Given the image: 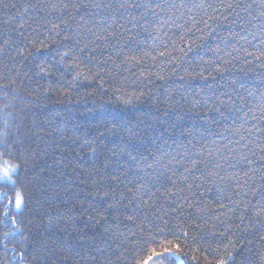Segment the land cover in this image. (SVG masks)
<instances>
[{"label":"trees","instance_id":"16d2710c","mask_svg":"<svg viewBox=\"0 0 264 264\" xmlns=\"http://www.w3.org/2000/svg\"><path fill=\"white\" fill-rule=\"evenodd\" d=\"M5 137L0 264H264V0H3Z\"/></svg>","mask_w":264,"mask_h":264},{"label":"snow or ice","instance_id":"6c2138e0","mask_svg":"<svg viewBox=\"0 0 264 264\" xmlns=\"http://www.w3.org/2000/svg\"><path fill=\"white\" fill-rule=\"evenodd\" d=\"M3 3V0H0V4ZM5 7H7V5H4ZM65 8H67V5H64ZM132 7H136V5H132ZM170 8L172 9H179L184 7L183 4H171L169 5ZM64 22V21H62ZM66 23V22H65ZM60 25L56 24L53 25V28H59ZM147 25H145V31H147ZM21 35H23V33H21ZM68 37H66L67 39ZM44 44L43 40L37 41V40H31V46L32 48L35 50V52H41V51H46V49L42 48L41 46ZM189 50H191V48H189ZM71 51H75V49H71ZM80 51H83V49H80ZM181 51L183 52V49H181ZM18 55H20L21 57H24V52L23 51H18L17 52ZM32 52L29 51V55H31ZM161 55H164V53H161ZM70 56V52L69 51H65L63 53V55L61 56V62L64 61L65 58H68ZM76 67L78 68L79 65H76ZM42 70H44L42 68ZM217 71H219V69H217ZM196 75L200 76V78L202 79H207V77L204 76L203 71H199L196 73ZM188 78H194V76L192 75V73L188 74ZM181 79H185L184 76L181 77ZM220 103L223 105L226 102L225 101H220ZM0 147L4 148L5 150L8 149L9 147V142L7 141L6 137L4 140L0 141ZM135 157H133L134 159ZM219 166V165H217ZM13 172L17 171V169H12ZM188 171H191L190 169H188ZM206 175L211 176L212 173L208 172L206 173ZM5 178L11 180V177L8 176L7 171L5 172ZM262 198H264V193L260 194ZM9 203H12L11 201H9ZM15 207L17 209H20L22 206V199L20 196H17L15 198ZM244 211H248L247 208L244 209ZM254 214L257 217H260L262 214H264V206H260L259 208H257L254 212ZM91 219V217H89ZM179 227V226H177ZM161 234H163V230H161ZM176 237L177 239H184L185 237L188 236L187 232H184L182 229L180 230V232L178 233L175 230H169V232L166 234L165 239L167 240V237ZM151 243L153 244H157V241L153 240L151 241ZM181 252V245L180 243H159L158 246L156 247H152L150 250V254L147 256L146 259L141 260L140 264H173V258L176 257L179 253ZM231 254H229L228 256V260H231ZM228 260L225 259H217L215 264H228ZM208 264H213L212 261H209Z\"/></svg>","mask_w":264,"mask_h":264},{"label":"rangeland","instance_id":"374dc122","mask_svg":"<svg viewBox=\"0 0 264 264\" xmlns=\"http://www.w3.org/2000/svg\"><path fill=\"white\" fill-rule=\"evenodd\" d=\"M4 167V168H3ZM13 168H9L8 166H2L0 168V177H4L5 178V172L7 171L8 176H10V174L13 172L12 171Z\"/></svg>","mask_w":264,"mask_h":264},{"label":"water","instance_id":"95a60500","mask_svg":"<svg viewBox=\"0 0 264 264\" xmlns=\"http://www.w3.org/2000/svg\"><path fill=\"white\" fill-rule=\"evenodd\" d=\"M177 264H185V262L179 256L174 257Z\"/></svg>","mask_w":264,"mask_h":264}]
</instances>
